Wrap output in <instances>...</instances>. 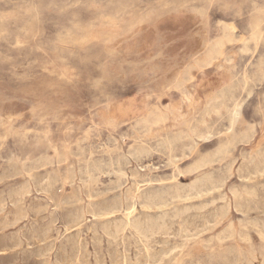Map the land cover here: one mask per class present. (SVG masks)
I'll list each match as a JSON object with an SVG mask.
<instances>
[{
  "label": "rangeland",
  "instance_id": "obj_1",
  "mask_svg": "<svg viewBox=\"0 0 264 264\" xmlns=\"http://www.w3.org/2000/svg\"><path fill=\"white\" fill-rule=\"evenodd\" d=\"M263 148L264 0H0V264H264Z\"/></svg>",
  "mask_w": 264,
  "mask_h": 264
},
{
  "label": "bare ground",
  "instance_id": "obj_2",
  "mask_svg": "<svg viewBox=\"0 0 264 264\" xmlns=\"http://www.w3.org/2000/svg\"><path fill=\"white\" fill-rule=\"evenodd\" d=\"M253 8V7H252ZM230 23V22H229ZM218 25V24H217ZM234 27L233 26H231L230 25V27H229V29H233ZM94 37H96V35L94 36ZM252 40V39H251ZM89 41V40H88ZM235 43V42H234ZM210 44V43H209ZM230 44V43H229ZM207 52V51H206ZM221 51H220V48L219 47H217V46H211V48L209 49V51L207 52V54L205 55V56H203V58L200 60V62H199V64H200V66H203V65H206L207 63H211L214 59H216L218 56H220L221 55ZM195 63V62H194ZM224 65V64H223ZM226 65V64H225ZM226 70V69H225ZM192 79V78H191ZM182 85V84H181ZM208 92V91H207ZM209 94V93H208ZM210 95V94H209ZM208 95V97L210 98V96ZM207 97V95H206V99L208 98ZM203 103V102H202ZM125 107V106H124ZM112 108H115V107H112ZM120 108H121V106H120ZM122 109V108H121ZM121 109H119V111H121ZM124 109H127L128 110V108H124ZM113 109H111V111H112ZM115 110V109H114ZM118 110V109H117ZM123 111V110H122ZM120 112V113H123V112ZM118 112V111H117ZM160 113V112H159ZM178 113V112H177ZM190 114V113H189ZM125 115V114H124ZM183 116V115H182ZM115 117H116V113H115ZM112 118V117H111ZM174 118V117H173ZM201 122V121H200ZM227 123V122H226ZM193 128V127H192ZM225 132V131H224ZM222 133V132H221ZM171 139V138H170ZM204 139V138H203ZM206 140V139H205ZM261 151H263V153H264V148H263V150H261ZM260 151L258 150V153H259ZM142 153V152H141ZM260 153H262V152H260ZM259 153V154H260ZM262 153V154H263ZM181 154V153H180ZM128 155V154H127ZM261 155V154H260ZM263 156V155H262ZM261 157V156H260ZM262 159V158H261ZM220 161V160H219ZM251 162V161H250ZM148 166V165H147ZM255 166V165H254ZM238 168V167H237ZM136 169V168H135ZM253 172V171H252ZM25 173V172H24ZM240 173H242L241 171H240ZM206 177V176H205ZM71 178V177H70ZM204 179V178H203ZM62 180V179H61ZM249 180V179H248ZM204 181V180H203ZM57 182V181H56ZM185 185V184H184ZM242 188H244V187H242ZM250 190V189H249ZM228 191V190H227ZM234 191V190H233ZM164 192V191H163ZM230 192V191H229ZM247 192V191H246ZM254 192V191H253ZM256 192V191H255ZM233 193V192H232ZM235 194H237V193H235ZM248 194V193H247ZM146 195V194H145ZM172 195V194H171ZM232 195H234V194H232ZM238 195H239V193H238ZM237 195V196H238ZM256 195V194H255ZM149 196V195H148ZM173 196H174V194H173ZM259 196V195H258ZM138 197V196H137ZM239 197V196H238ZM237 197V198H238ZM252 197V196H251ZM256 198V197H255ZM75 199V198H74ZM147 199H148V197H147ZM240 199V198H239ZM156 201V200H155ZM162 201V200H161ZM143 202H144V200H143ZM150 202V201H149ZM207 206V205H206ZM26 207V206H25ZM108 207V206H107ZM148 207V206H147ZM130 208V207H129ZM203 208V207H202ZM201 209V208H200ZM147 210V209H146ZM92 212V211H91ZM111 211L110 210H105L104 212H103V214L105 215V214H109ZM129 214V213H128ZM127 214V215H128ZM163 216V215H162ZM134 217H132V219H133ZM145 219H146V217H144ZM148 218V217H147ZM160 218V217H159ZM125 219V218H124ZM141 219V218H140ZM144 219V220H145ZM249 219V218H248ZM120 220V219H119ZM150 220V219H149ZM149 220L148 221H144V222H141V221H138V220H130V219H126V220H124V221H121V227H123V226H126V225H129L131 228H133V230H135V232L137 231L139 234H142L141 235V237L144 235V237H142V238H145V234H147L148 232H150L153 228H154V225H153V223L151 224L150 222H149ZM161 220V219H160ZM259 220V219H258ZM231 221V220H230ZM29 222V221H28ZM116 222V221H115ZM120 222V221H119ZM160 222V221H159ZM111 223H113V222H111ZM162 223V222H161ZM244 223V222H243ZM247 223V222H246ZM159 224V223H158ZM163 224V223H162ZM192 224V223H191ZM245 224V223H244ZM111 225V224H110ZM161 225V224H160ZM250 225V224H249ZM19 226V225H18ZM243 226V225H242ZM118 227H119V223H117V224H115L114 225V228H116V229H118ZM159 228V227H158ZM157 228V229H158ZM229 228V227H228ZM251 228V227H250ZM113 229V228H112ZM116 229L114 230V232L116 231ZM222 229V228H221ZM119 230H120V228H119ZM118 230V231H119ZM159 230V229H158ZM206 230V229H205ZM204 230V231H205ZM223 230V229H222ZM238 230V229H237ZM245 230V229H244ZM250 230V229H249ZM253 230V229H252ZM21 231V230H20ZM155 231H156V228H155ZM228 232H230V231H228ZM227 232V233H228ZM243 232V231H242ZM55 233V232H54ZM153 233V232H152ZM151 233V234H152ZM164 233V232H163ZM150 234V233H149ZM154 234V233H153ZM166 234H167V232H166ZM230 234V233H229ZM261 234V233H260ZM224 235V234H223ZM108 236V235H107ZM131 236V235H130ZM140 236V235H139ZM148 236V235H147ZM221 236V235H220ZM219 236V237H220ZM225 236V235H224ZM227 236H229V235H227ZM246 236V235H245ZM260 236H262V235H260ZM264 236V235H263ZM262 236V237H263ZM109 237V236H108ZM208 237V236H207ZM210 237V236H209ZM218 237V239L220 240V238ZM221 237H223V236H221ZM230 238H232L231 236H229ZM241 237V236H240ZM112 238V237H111ZM138 238V237H137ZM147 238H149V237H147ZM224 238V237H223ZM229 238V239H230ZM126 239V238H125ZM135 239V238H134ZM139 239V238H138ZM222 239V238H221ZM240 239H242V238H240ZM143 240V239H142ZM144 240H146V239H144ZM216 240V239H215ZM214 240V241H215ZM84 241V240H83ZM146 241H148V240H146ZM204 241V240H203ZM263 241V240H262ZM54 243V242H53ZM100 243V242H99ZM205 243V242H204ZM146 244V243H145ZM87 245V244H86ZM208 245V244H207ZM177 247V246H176ZM231 247V246H230ZM250 247V246H249ZM128 248V247H127ZM44 249V248H43ZM261 249V248H260ZM175 250V249H174ZM232 250V249H231ZM228 252V251H227ZM164 253V252H163ZM167 253H168V251H167ZM249 253V252H248ZM92 255V254H91ZM166 255V254H165ZM222 255V254H221ZM233 255V254H232ZM254 256V255H253ZM160 257V256H159ZM226 257V256H225ZM230 257V256H229ZM228 257V258H229ZM235 257V256H234ZM92 258V257H91ZM211 258V257H210ZM221 258V257H220ZM255 258V257H254ZM48 259V258H47ZM243 259V258H242ZM162 260V259H161ZM213 260V259H212ZM231 260H233L232 258H231ZM249 260V259H248ZM255 260V259H254ZM159 261V260H158ZM235 261V260H234ZM242 261V260H241ZM247 261V260H246ZM203 262V261H202ZM214 262V261H213ZM150 263V262H149ZM223 263V262H222ZM186 264V263H185ZM199 264V263H198ZM251 264V263H250Z\"/></svg>",
  "mask_w": 264,
  "mask_h": 264
}]
</instances>
